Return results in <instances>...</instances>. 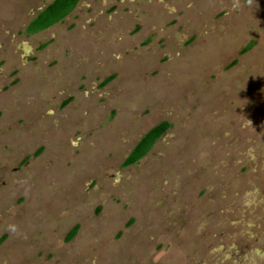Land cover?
Listing matches in <instances>:
<instances>
[{
  "label": "rangeland",
  "instance_id": "1",
  "mask_svg": "<svg viewBox=\"0 0 264 264\" xmlns=\"http://www.w3.org/2000/svg\"><path fill=\"white\" fill-rule=\"evenodd\" d=\"M51 2L0 0V264H264V0H79L28 33Z\"/></svg>",
  "mask_w": 264,
  "mask_h": 264
},
{
  "label": "trees",
  "instance_id": "2",
  "mask_svg": "<svg viewBox=\"0 0 264 264\" xmlns=\"http://www.w3.org/2000/svg\"><path fill=\"white\" fill-rule=\"evenodd\" d=\"M79 0H54L43 11H40L26 28L28 33L42 31L54 23L61 21L76 6ZM167 122H161L146 132L135 144L128 156L124 159L122 166L129 167L142 159L154 145V143L169 129ZM77 229H72L66 240L74 237Z\"/></svg>",
  "mask_w": 264,
  "mask_h": 264
},
{
  "label": "flooded vegetation",
  "instance_id": "3",
  "mask_svg": "<svg viewBox=\"0 0 264 264\" xmlns=\"http://www.w3.org/2000/svg\"><path fill=\"white\" fill-rule=\"evenodd\" d=\"M52 1H54V0H52ZM48 5H49V4H48ZM48 5H47V6H48ZM47 6H46V7H47ZM46 7H45V8H46ZM45 8H44V9H45ZM74 8H75V7H74ZM74 8H73V9H74ZM44 9H43V10H44ZM43 10H42V11H43ZM69 14H70V13H69ZM69 14H67V15H69ZM67 15H66V16H67ZM66 16H65V17H66ZM65 17H64V18H65ZM64 18H63V19H64ZM63 19H62V20H63ZM58 22H60V21H58ZM56 23H57V22H56ZM56 23H54V24H56ZM54 24H53V25H54ZM53 25H51V26H53ZM51 26H49V27H51ZM49 27H48V28H49ZM46 29H47V28H46ZM44 30H45V29H44ZM140 160H141V159H140ZM131 166H132V165H131Z\"/></svg>",
  "mask_w": 264,
  "mask_h": 264
}]
</instances>
